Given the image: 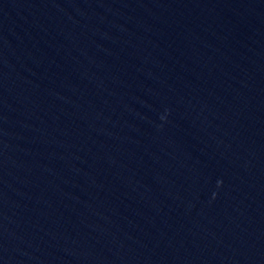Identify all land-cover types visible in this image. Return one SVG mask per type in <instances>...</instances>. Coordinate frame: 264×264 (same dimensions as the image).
<instances>
[{
	"label": "water",
	"instance_id": "obj_1",
	"mask_svg": "<svg viewBox=\"0 0 264 264\" xmlns=\"http://www.w3.org/2000/svg\"><path fill=\"white\" fill-rule=\"evenodd\" d=\"M0 264H264V0H0Z\"/></svg>",
	"mask_w": 264,
	"mask_h": 264
}]
</instances>
